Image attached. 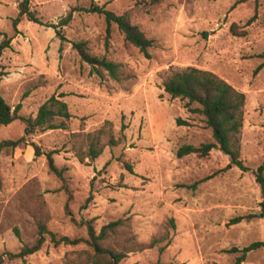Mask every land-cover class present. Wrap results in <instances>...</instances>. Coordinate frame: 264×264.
I'll return each mask as SVG.
<instances>
[{
    "label": "rangeland",
    "instance_id": "1",
    "mask_svg": "<svg viewBox=\"0 0 264 264\" xmlns=\"http://www.w3.org/2000/svg\"><path fill=\"white\" fill-rule=\"evenodd\" d=\"M18 1L0 0V44L7 41L0 94L32 117L51 95L63 94L71 116L56 118L65 128L38 130L0 151V264H94L86 223L98 233L118 219L102 241L126 254L116 264H231L240 254L232 247L264 240L254 174L264 161V0H30L40 22L22 17L15 27ZM93 2L129 14L152 39L150 56L126 42L115 23L107 31L104 15L88 10ZM72 41L117 63L119 78L93 72ZM187 66L210 70L245 94L240 159L248 170L229 166L218 147L176 156L182 144L215 142L204 116L163 90L164 73ZM100 127L117 143L80 162L86 133ZM23 129L19 119L0 124V141ZM49 150L62 176L50 170ZM41 224L56 237L83 240L55 245L45 234L39 250L9 257L35 242ZM240 264H264V246Z\"/></svg>",
    "mask_w": 264,
    "mask_h": 264
},
{
    "label": "trees",
    "instance_id": "2",
    "mask_svg": "<svg viewBox=\"0 0 264 264\" xmlns=\"http://www.w3.org/2000/svg\"><path fill=\"white\" fill-rule=\"evenodd\" d=\"M158 1V0H153ZM245 0H239V2ZM30 0H19L18 16L13 19V24L16 25L20 22L22 17L29 21L39 23L40 20L35 15V12L30 9ZM89 11L102 13L107 23V31H109L110 24L115 23L121 30L124 40L133 46L139 48L145 57H149V47L152 45V39L147 37L146 34L135 24L130 23L129 14H115L111 10L95 4H91ZM73 11L71 10L63 19L62 24L65 25L70 20ZM253 18V17H252ZM236 32V31H234ZM57 34L61 40L65 37L60 31ZM72 47L75 48L82 60L91 65L93 72L102 76L103 70L108 74L118 79L117 68L118 64L110 61L104 57H97L90 54L83 41H72ZM7 46V41L3 40L0 44V51ZM264 56V54L259 55ZM261 67V64L257 67ZM1 76V74H0ZM162 87L165 93L170 98L179 97L184 101V107L192 113H199L204 116L206 124L212 129V136L215 142L202 143L199 146L192 144H182L176 150L177 157H183L190 153H197L200 156H205L213 147H218L224 154L229 157V166L235 165L241 170H248L240 159V131L243 122V113L245 106V94L237 90L234 86L228 83L225 79L218 76L216 73L197 68L194 66H187L181 70L166 71L162 76ZM63 94L51 95L44 101L38 108L35 116H23L18 114L20 103L13 108L5 101L0 94V124L7 125L15 119H19L24 123L23 135L17 139H4L0 141V151L4 148H16L26 143L25 136L34 133L38 130L65 128L63 121L56 123V118L62 117L68 119L71 114L68 110L67 103L61 99ZM176 123L182 124L180 118H177ZM108 135L106 142L101 141V136ZM86 140L88 147L85 151L80 150L76 153L77 159L82 162L85 158L89 160L96 159L103 151L106 145H115L117 139L112 134L105 131L103 127L96 130V133H86ZM34 154L39 155L41 151L38 145L32 143ZM55 151L49 150L46 153L48 166L52 172L58 176H62L63 169H58L53 161L52 154ZM255 180L259 184L262 192V206L261 214L264 216V161L258 165L254 171ZM91 199V195L87 197V201ZM241 217H236L235 221H239ZM121 223V220L111 221L101 227V230L96 233L93 226L87 222V230L89 239L88 242L94 249V264H116L126 254L123 251L114 250L110 247H103L102 241L106 239L108 231H114V228ZM16 233L18 234L17 230ZM50 236L51 242L55 245L64 244H77L83 239L79 237L70 238L67 235L56 237V235L48 231L44 225L39 226L38 237L32 245L23 244L17 253H8L9 257H24L39 250L46 240V235ZM264 246V240L253 241L248 245L238 249L232 247L230 251L240 252L231 264H240L246 257L247 253L251 250L258 249ZM3 257L0 255V263ZM174 264V263H170ZM217 264V263H212Z\"/></svg>",
    "mask_w": 264,
    "mask_h": 264
}]
</instances>
